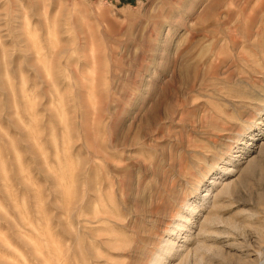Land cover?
Returning a JSON list of instances; mask_svg holds the SVG:
<instances>
[{
    "label": "rangeland",
    "instance_id": "1",
    "mask_svg": "<svg viewBox=\"0 0 264 264\" xmlns=\"http://www.w3.org/2000/svg\"><path fill=\"white\" fill-rule=\"evenodd\" d=\"M0 264H264V0H0Z\"/></svg>",
    "mask_w": 264,
    "mask_h": 264
}]
</instances>
